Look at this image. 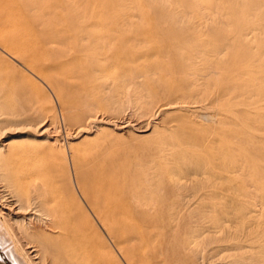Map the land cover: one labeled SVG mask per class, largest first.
Wrapping results in <instances>:
<instances>
[{"label":"rangeland","instance_id":"1","mask_svg":"<svg viewBox=\"0 0 264 264\" xmlns=\"http://www.w3.org/2000/svg\"><path fill=\"white\" fill-rule=\"evenodd\" d=\"M68 1L74 0H0V39H8L14 53L4 54L6 52H3L0 46V120L26 124L25 127L13 128L7 132L8 134L0 136V149L4 143L9 144L7 149L0 150V184L3 183L0 186V198L4 196L8 199L15 198L18 204L23 202L22 198H30L27 213L33 216L35 224L43 226L48 232L52 223L50 208L55 205L53 201L58 198L78 199L108 243V247L114 251L117 260L121 264H127L109 233L97 220L88 203H85L84 197H87L82 183H78L81 180H77L80 177L78 173L80 166L77 167L79 164L76 160V152L83 151V154H88L91 160L93 158L92 162L95 159L94 166L98 165L96 160L101 163L98 167L108 164L105 165L109 167L106 177L109 180H116L121 185L124 192L123 198L140 200L137 206L133 204L134 210L137 212L140 224L143 227L147 226L148 239L158 237L153 243V249L157 251L154 254L160 253L159 261L162 264H264V99H262L264 98V22L262 21L264 15H260L261 10L262 13L264 12L263 0H260L262 3L258 0V2L256 0H222L223 2L210 0L209 5L208 0H202L205 1L204 4L201 0H170L171 2L169 0H136L138 3L135 0H126V2L125 0H99L101 4L98 0H89L90 3L87 0H77L79 4L77 1V3L75 1L71 3L75 4V7L70 6ZM106 1L113 5L111 7L109 4L105 5ZM189 2L193 5L196 3L198 8L189 6L191 5ZM255 2L259 4L255 5ZM222 3L223 5L220 6ZM55 4L61 5L58 6L59 11L57 7L54 9ZM65 4L68 6L65 7ZM67 7H70L69 10ZM71 7L78 10L80 8L81 11ZM138 7L142 10H138ZM165 8H167V12L164 10L166 15L162 11ZM47 9H50L51 16L56 14V18L49 16ZM70 9L75 10V13L73 11L71 13ZM94 9L100 16L102 15L103 20L98 21V15H95ZM181 9L184 11L181 12ZM198 9L202 12L197 11ZM207 10L213 11L212 14L209 12L210 17ZM189 11L199 15L196 14L197 16L194 17L195 15L190 14ZM175 12L177 15L181 12L178 17L180 20ZM247 12L249 14L246 16ZM168 13L173 15L167 18L166 16L170 15ZM234 13H238L241 17L233 19V16L236 17ZM255 14L257 15L254 16ZM46 15L55 20L49 18L47 20ZM249 16V23H245ZM199 17L201 21L203 20L202 22L195 19ZM255 17L258 23L255 22ZM42 18L47 24L42 22L44 20ZM67 18L70 21L74 19L75 23L69 22ZM205 19L207 23L209 22L208 25L204 22ZM33 20H36V25ZM66 21L69 25L65 23ZM82 21L87 25H84ZM230 21L232 23H229ZM241 22L247 25L244 26ZM236 23L238 28L235 29ZM250 23L253 24L250 25ZM73 24L74 26L80 24V26L76 25L78 27L75 26L72 30L70 28ZM111 24L117 25L111 26ZM196 24L200 25L199 30L197 28L199 25ZM49 25L51 27H48ZM83 27L96 30L91 29L93 33L89 30L87 33V29ZM96 27L101 31H98ZM101 27H107L106 32ZM239 27L242 28L241 31ZM108 28L113 31L106 30ZM81 29L84 34L80 31ZM40 30L46 34L41 33ZM108 31L111 35L107 34ZM61 32L64 35H61ZM95 32H100V35ZM196 32L199 35H196ZM226 32H228L227 36L230 34L229 39L226 36L223 37ZM221 33L223 36L220 35ZM73 35H76L79 40L77 37L74 39ZM105 35L108 40L102 41ZM59 36L67 39V41L63 39L66 44L62 40L63 37L59 38ZM83 36L89 38L90 42H87ZM99 36L102 37L101 40ZM43 37L45 42L42 40ZM68 37L73 38L74 41ZM144 37L148 38V41H143ZM52 40L56 42L53 44ZM82 40L89 44H85ZM71 41L78 43L81 46L77 45L80 49L78 50ZM51 44L57 50L59 48L58 53L64 50L62 55L60 53L61 58L54 53L57 52L55 48H44L50 47ZM64 45L68 46L67 49L70 47L78 53L66 50ZM84 45L93 47L94 53L92 48L90 50L89 47H85V49ZM205 50H209L208 53ZM40 52L43 54L40 55ZM46 52L50 53L49 56L52 59L48 55L45 57ZM86 52H88L87 59ZM51 54L55 55V59L59 57L62 60L59 59L60 62L55 60ZM91 58L96 60L98 58L101 61H92ZM130 58L134 59V63L136 58V61H140L141 65L139 62L135 63L140 71L134 68L136 67L133 66L134 63L129 62ZM143 58L148 59L146 62L148 64L150 62V65L155 67L153 66L154 68H150L149 71L150 66L145 65L147 63L142 60ZM26 62L27 65L44 73L46 77L37 79L26 69L27 66L23 67ZM32 64L38 66L35 67ZM69 65L72 68L74 65H85L86 68L83 67L85 71L81 70L80 66L70 69ZM93 66L106 70L105 80L110 81L105 82L102 76L101 81L99 76H95L97 71ZM241 66L246 68L242 69ZM111 67L115 68L109 73ZM141 67L147 68L150 73ZM91 68H94L95 72ZM74 69L77 72L74 71V73L72 71ZM89 69L94 73H91ZM70 71L76 76L80 73L78 77L81 75L84 82L78 81L80 78L73 74L72 76ZM64 73L69 75L65 77ZM82 74L83 76L88 74V76L83 77ZM90 76L94 77L95 81ZM62 77H64L63 80ZM87 77L90 79H84ZM75 78L78 80H72ZM51 79L53 80L50 83ZM55 80L62 84L59 82L57 84ZM96 80L100 81L97 83L102 86L104 82V85L108 86L104 87L106 90L100 87L105 93L96 87L100 86L96 84ZM74 81H77L78 86ZM86 82L90 87L92 86V92L93 90L95 92L97 88L98 93L101 91V95L97 91L98 95L94 92L91 95L90 87L88 85L84 87ZM136 82H139L137 83L139 86ZM60 88L67 92L64 90L61 92ZM80 88L84 89L80 91ZM68 91L72 94H68ZM78 91L80 94L87 91V94H83L80 98L85 99L86 95L92 96L96 108L93 107L88 113L95 111L94 113L88 114L87 109L79 105L80 98L78 100L75 98V95L77 98L80 96ZM63 92L67 95H63ZM259 93L262 94V98L258 97ZM60 94L63 95V99ZM68 95H74L75 99L68 100ZM146 107H149L148 111L144 110ZM81 108L85 110L83 109L82 112ZM94 108L100 111L96 112ZM77 113L79 116L84 114L79 117ZM90 114L93 117L88 116ZM72 115L79 120L78 123L74 121V125L72 121L75 119ZM84 115H86L85 118ZM69 117L73 120L69 121ZM82 120L84 124H81ZM101 159H104L103 162ZM76 163L77 165H74ZM37 198H40L41 205L35 202ZM0 203H2L1 200ZM57 206L60 213V204L57 203ZM6 248L0 245V264H16ZM112 250L109 251L112 252Z\"/></svg>","mask_w":264,"mask_h":264},{"label":"bare ground","instance_id":"2","mask_svg":"<svg viewBox=\"0 0 264 264\" xmlns=\"http://www.w3.org/2000/svg\"><path fill=\"white\" fill-rule=\"evenodd\" d=\"M32 1V0H31ZM39 1V0H38ZM42 1V0H41ZM61 1V0H60ZM63 1H65V0H63ZM75 2L77 1V0H74ZM74 1H71V2H69L70 4V6L71 5H75V4H71L72 2H74ZM101 1V0H100ZM124 1V0H123ZM128 1V0H127ZM130 1H133V0H130ZM136 1V0H135ZM135 1H134V4H136L135 3ZM140 1V0H139ZM170 1V0H169ZM172 1V0H171ZM170 1V2H171ZM188 1V0H187ZM198 1V0H197ZM217 1V0H216ZM219 1H222V0H219ZM257 1V0H256ZM258 1H260V0H258ZM257 1V2H258ZM262 1V0H261ZM260 1V3H262V2H264V0L261 2ZM22 2V1H21ZM30 2V1H29ZM29 2H27V3H29ZM53 2V1H52ZM55 2V1H54ZM74 2V3H75ZM78 2V1H77ZM76 2V3H77ZM87 2L88 3H90L89 2V0H87ZM92 2H96V1H92ZM98 2H99V0H98ZM103 2V1H102ZM109 1H106V4H105V2H104V4L105 5H107V4H109L108 3ZM124 2H126V0L124 1ZM137 2V1H136ZM164 2H168V1H164ZM163 2V3H164ZM179 2V1H178ZM182 2V1H181ZM201 2H202V4H204V2L201 0ZM210 2V0H208V5L210 4L209 3ZM223 2V1H222ZM226 2V1H225ZM224 2V3H225ZM33 3V2H32ZM34 3H36V1L34 2ZM33 3V4H34ZM58 3V2H57ZM56 3V4H57ZM64 3V2H63ZM100 3V2H99ZM114 3V2H113ZM138 3V2H137ZM140 3H142V2H140ZM140 3H139V5H140ZM184 3H186V2H184ZM190 3V2H189ZM238 3V2H237ZM40 4V3H39ZM38 4V6H40ZM42 4V6H43V3H41ZM56 4L53 6V7H55L54 9H56V7H57V9H58V6L60 5H57L56 6ZM77 4H79V2L77 3ZM96 4V3H95ZM95 4H93V5H95ZM101 4V3H100ZM187 4V3H186ZM191 5H189V6H196V3H194L195 5H193V3L191 2L190 3ZM201 4V3H200ZM213 4H215L214 2H213ZM236 4V3H235ZM257 4H259V3H257ZM256 4V2H255V5H257ZM262 4H264V3H262ZM261 4V5H262ZM23 5H24V2H23ZM29 5H31V4H29ZM66 5L68 6V4H65L64 6L66 7ZM105 5L103 6V7H105ZM110 5V7H111V5H113V4H109ZM121 5V4H120ZM142 5H144L143 3H142ZM169 5H171V4H169ZM169 5H167L168 7H169ZM182 5H184L183 4V2H182ZM182 5H180V6H182ZM188 5V4H187ZM205 5H207L206 3H205ZM204 5V6H205ZM218 5V4H217ZM220 5V4H219ZM223 5V3L220 5V6H222ZM225 5V4H224ZM254 5V6H255ZM261 5H260V7H261ZM26 6V5H25ZM32 6H34V5H32ZM37 6V7H38ZM52 6V5H51ZM61 6V5H60ZM63 6V7H64ZM76 6V5H75ZM74 6V7H75ZM78 6V5H77ZM80 6V5H79ZM78 6V7H79ZM98 6H100V5H98ZM97 6V7H98ZM122 6V5H121ZM141 6V5H140ZM211 6H212V4H211ZM215 6V5H214ZM253 6V7H254ZM263 7H264V5H262ZM15 7V6H14ZM41 7V6H40ZM50 7V6H49ZM65 7L63 8V9H65ZM73 7V8H74ZM78 7H76V8H78ZM95 7V6H94ZM102 7V6H101ZM113 7V6H112ZM133 7H134V5H133ZM146 7V6H145ZM165 7V6H164ZM171 7V6H170ZM183 7V6H182ZM208 7V6H207ZM206 7V8H207ZM11 8V7H10ZM39 8V7H38ZM59 8H61V7H59ZM68 8H70V7H67V9ZM72 8V7H71ZM72 8V9H73ZM100 8V7H99ZM139 8V7H138ZM141 8V7H140ZM138 9V10H142V8L141 9ZM187 8H188V6H187ZM196 8H198V6H196ZM211 8H213V7H211ZM224 8H225V6H224ZM224 8H223V10H224ZM227 8V7H226ZM232 8L234 9V7L232 6ZM255 8V7H254ZM13 9V8H12ZM28 9V8H27ZM42 9V8H41ZM51 9V8H50ZM50 9H47L48 10V15L49 16H51L50 14H49V12H50ZM75 9V8H74ZM144 9V8H143ZM166 9L167 8H165V9H163L162 11H166ZM176 9V8H175ZM183 9H185L184 7H183ZM189 9H191V8H189ZM200 9V8H199ZM197 10V11H200V10ZM218 9V11H219V9H220V7L219 8H217ZM221 9H222V7H221ZM253 9V8H252ZM252 9H250V10H252ZM31 10H32V7H31ZM69 10V9H68ZM75 10H78V9H75ZM75 10H72L73 12L75 11ZM79 10H80V8H79ZM78 10V11H79ZM95 10L96 9H94V12H95ZM98 10V9H97ZM169 10H171V11H173L172 9H169ZM168 10V11H169ZM193 11L194 10H196V9H192ZM204 10V9H203ZM209 10H212V9H209ZM228 10V9H227ZM231 10V9H230ZM259 10H261V8L259 9ZM26 11V10H25ZM39 11V10H38ZM45 11V10H44ZM43 11V12H44ZM51 11H52V9H51ZM57 11H59V9L57 10ZM61 11V10H60ZM70 11H71V9H70ZM70 11H69V13H70ZM72 11H71V13H72ZM81 11V10H80ZM161 11V12H162ZM164 11V15H166L167 13V11L165 12ZM181 12H183L184 10H180ZM192 11V12H193ZM196 11V12H197ZM208 11V10H207ZM217 11V10H216ZM222 11V10H221ZM225 11V10H224ZM229 11V10H228ZM27 12V11H26ZM34 12V11H33ZM53 12H54V10H53ZM52 12V13H53ZM180 12V13H181ZM187 12V11H186ZM189 12H191V11H189ZM190 13V14H194V12L193 13ZM200 12H202V11H200ZM209 12L212 14V12L211 11H208V15H209ZM223 12V11H222ZM225 12H227V11H225ZM254 12H256V11H254ZM254 12H252V14L254 13ZM261 12V14L260 15H264V12L262 13V10L260 11ZM29 13V12H28ZM36 14H37V12H35ZM34 13V14H35ZM39 13V12H38ZM45 13V12H44ZM51 13V12H50ZM60 13H62V12H60ZM59 13V14H60ZM69 13H68V16H69ZM70 13V14H71ZM75 13V12H74ZM77 14H79V12H76ZM97 13V14H96ZM142 13V12H141ZM166 13V14H165ZM176 13V15H177V12H175ZM180 13H179V15H180ZM185 13V12H184ZM183 13V14H184ZM257 13V14H258ZM138 14H140V12L138 13ZM143 14H144V12H143ZM143 14H141V16L143 15ZM162 14V15H163ZM168 14H170V13H168ZM196 14H198V13H196ZM196 14H194L195 16L194 17H196L197 15ZM214 14H215V12H214ZM217 14V13H216ZM226 14V13H225ZM249 13L247 12V14H246V16L248 15ZM257 14H255L254 16H256ZM1 15H2V13H1ZM29 15H31V13L29 14ZM28 15V16H29ZM95 15H98V21H101V20H103L102 18H101V16L98 14V11L97 12H95ZM94 15V17L96 18V16ZM129 15V14H128ZM127 15V16H128ZM161 15V16H162ZM173 15V14H172ZM171 14L170 15H167L166 17L168 18V16L170 17V16H172ZM179 15H177L176 17L178 18V17H180ZM189 15V14H188ZM199 15V14H198ZM202 15V14H201ZM220 15H221V13H220ZM227 15L229 16V14L227 13ZM234 15L236 16V17H234L233 16V19L234 18H237L239 15H238V13L236 14V13H234ZM43 16V15H42ZM41 16V17H42ZM49 16H47L46 15V17H47V20H49V19H52V18H49ZM55 17L56 18V14H54V15H52L51 17ZM62 16V15H61ZM80 16H81V14H80ZM100 16V17H99ZM130 16V15H129ZM128 16V17H129ZM138 16V15H137ZM136 16V17H137ZM141 16H140V18H141ZM144 16V15H143ZM145 16H146V14H145ZM186 16V15H185ZM222 16H224V14L222 15ZM253 16V15H252ZM254 16H253V18H254ZM259 16V15H258ZM39 17V16H38ZM46 17L44 16V18L46 19ZM70 17H72L71 15H70ZM79 17V16H78ZM78 17H77V19H78ZM93 17V16H92ZM131 17H132V15H131ZM147 17V16H146ZM145 17V18H146ZM164 17V16H163ZM162 17V18H163ZM181 17H182V15H181ZM208 17V16H207ZM209 17H210V15H209ZM215 17V16H214ZM213 17V21H214V18ZM239 17H241V16H239ZM260 17V16H259ZM258 17V18H259ZM44 18H42V19H44ZM49 18V19H48ZM55 18H53L54 20H55ZM58 18V17H57ZM62 18H64V17H62ZM66 18V17H65ZM64 18V19H65ZM72 18H74V17H72ZM82 18H83V14H82ZM95 18H94V20H95ZM135 18V17H134ZM138 18V17H137ZM139 18V19H140ZM165 18V17H164ZM176 18V19H177ZM184 18V17H183ZM182 18V19H183ZM200 18V17H199ZM198 18V19H199ZM203 18V17H202ZM205 18V17H204ZM225 18H227V17H225ZM224 18V19H225ZM256 19H255V22H256V20H257V17H255ZM33 19V18H32ZM45 19L44 20H42V22L44 21V23H46L47 24V22H45ZM52 19V20H53ZM76 19V20H77ZM79 19H81V17L79 18ZM101 19V20H100ZM143 20H146V19H144V18H142ZM141 19V20H142ZM150 19V18H149ZM166 19V18H165ZM179 20H180V18H178ZM185 19H187V18H185ZM184 19V20H185ZM197 21H201V18H200V20H198L197 18H195ZM232 18H231V21L233 20ZM239 19V18H238ZM246 19V18H245ZM249 19H250V16L248 17V20L246 21V20H244V21H246L245 23H249L248 21H249ZM57 20V19H56ZM67 20H69V22H73L74 21V19H73V21L71 20L70 21V19L69 18H67ZM167 20V19H166ZM183 20V21H184ZM221 20V19H220ZM219 20V21H220ZM258 20H260V19H258ZM34 21V20H33ZM38 21H39V19H38ZM59 21H60V19H59ZM59 21H57V23L59 22ZM79 20H77V22H78ZM81 21V20H80ZM97 21V20H96ZM97 21V22H98ZM147 21V20H146ZM182 21V20H181ZM203 21V20H202ZM201 21V22H202ZM217 21V20H216ZM229 22V23H232V22ZM236 21V20H235ZM251 21V20H250ZM262 21L264 22V19H263V17H262ZM35 22V25H36V20L34 21ZM40 22H41V20H40ZM39 22V23H40ZM54 22V21H53ZM61 22H62V20H61ZM60 22V23H61ZM69 22H65V23H68V25H69ZM76 22V23H77ZM93 22V21H92ZM115 22V21H114ZM116 22H118V21H116ZM115 22V23H116ZM143 22H145V21H143ZM171 22H172V20H171ZM178 22V21H177ZM189 22V21H188ZM193 22V21H192ZM200 22V23H201ZM205 23H207L206 22V19H205V21H204ZM203 22V23H204ZM215 22V21H214ZM259 22V21H258ZM258 22H256V23H258ZM15 23V22H14ZM20 23V22H19ZM51 23V21L49 22V24ZM54 23H56V22H54ZM64 23V24H65ZM74 23H75V21H74ZM78 23H80V22H78ZM82 23L84 24V22L82 21ZM179 23V22H178ZM197 23V22H196ZM209 23V22H208ZM208 23H207V25H208ZM211 23V22H210ZM213 23V22H212ZM217 23H218V21H217ZM229 23H227V24H229ZM235 23V22H234ZM233 23V24H234ZM238 23V22H237ZM237 23H236V25H234L235 26V29H236V27L238 26L237 25ZM242 23V22H241ZM254 23V22H253ZM252 23V24H253ZM255 23V24H256ZM262 23V22H261ZM33 24V23H32ZM40 24H42L43 25V23H40ZM45 24V25H46ZM59 24V23H58ZM57 24V25H58ZM81 24V23H80ZM80 24H75V26L76 25H79L80 26ZM86 24V23H85ZM84 24V25H85ZM93 24V23H92ZM95 24V23H94ZM120 24V23H119ZM146 24V23H145ZM149 24V23H148ZM147 24V25H148ZM173 24H174V21H173ZM186 24H190V23H186ZM233 24H232V26H233ZM244 23H242V25H243ZM251 23H250V25H252ZM1 25H2V23H1ZM45 25H44V29H45ZM53 25V24H52ZM87 25V24H86ZM99 25H100V23H99ZM112 25H117V24H111V26ZM194 25V24H193ZM197 25V24H196ZM199 25V24H198ZM197 25V26H198ZM213 25V24H212ZM231 25V24H230ZM241 25V24H240ZM241 25V26H242ZM247 25V24H246ZM245 24H244V26H246ZM250 25H249V27H250ZM258 25H260V24H258ZM54 26V25H53ZM59 26H60V24H59ZM75 26H74V24H73V26H72V28H70V29H75ZM109 26V25H108ZM119 26V25H118ZM121 26V25H120ZM189 26H191V25H189ZM196 26V27H197ZM224 26H225V24H224ZM262 26V25H261ZM40 27V26H39ZM39 27H36L37 29L39 28ZM42 27V26H41ZM47 27V26H46ZM48 27H51L50 25L48 26ZM47 27V28H48ZM61 27V26H60ZM68 27V26H67ZM71 27V26H70ZM74 27V28H73ZM78 26H76V28H77ZM104 27V26H103ZM115 27H117V26H115ZM195 27V26H194ZM204 27V26H203ZM208 27V26H207ZM214 27V26H213ZM217 27H219V25L217 26ZM256 27H257V25H256ZM55 28V27H54ZM59 28V27H58ZM58 28H56V29H58ZM65 28H66V24H65ZM83 28H86L87 29V27H83ZM97 29H98V27H96ZM102 28V27H101ZM105 28H107V27H105ZM105 28H102V29H104V31H105ZM111 28H113V27H111ZM191 28V27H190ZM198 28V30H199V28H200V25H199V27H197ZM202 28V27H201ZM212 28V27H211ZM232 28H234V27H232ZM238 28V27H237ZM240 28V27H239ZM253 28V27H252ZM51 29V28H50ZM69 29V30H70ZM92 29V28H91ZM91 29H89V27H88V29H87V33H88V30L90 31ZM94 30H96L95 28H93ZM92 29V30H93ZM110 28H108V29H106V30H109ZM115 29V28H114ZM117 29H118V27H117ZM117 29H115L116 31H117ZM194 29V28H193ZM204 29V28H203ZM219 29V28H218ZM241 29L242 28H240V31H241ZM244 29H247V28H244ZM244 29L242 30V32L244 31ZM250 29V28H249ZM254 29H258V28H254ZM260 29H262V28H260ZM264 29V28H263ZM262 29V30H263ZM35 30V29H34ZM43 30V29H42ZM42 30H40V31H42ZM48 30V29H47ZM64 30V29H63ZM93 30V31H94ZM112 29H110V31H111ZM115 30H114V32H115ZM120 30V29H119ZM212 30H213V28H212ZM214 30H215V27H214ZM239 30V29H238ZM262 30H261V32H262ZM57 31V30H56ZM55 31V32H56ZM68 31V30H67ZM75 31V30H74ZM81 32H83V34H84V31H82V29L80 30ZM98 31H101V30H99L98 29ZM103 31V32H104ZM113 31V30H112ZM216 31H218L219 32V30H216ZM259 31V30H258ZM55 32L53 33V34H55ZM58 32V31H57ZM78 32H79V29H78ZM81 32H80V34H81ZM106 32V31H105ZM119 32V31H118ZM194 32V31H193ZM199 32V31H198ZM217 32V34L219 35V33ZM224 32H225V30H224ZM237 32H239V31H237ZM260 32V33H261ZM264 32V31H263ZM40 33V32H39ZM41 33H44V34H46L44 31H42ZM62 33V32H61ZM60 33V34H61ZM64 33H65V31H64ZM69 33V32H68ZM73 33V32H72ZM71 33V34H72ZM75 33H77V31L75 32ZM74 33V34H75ZM85 33H86V31H85ZM87 33L85 34L86 36H87ZM90 33H93L92 31H90ZM96 34H99L100 32H95ZM94 33V34H95ZM110 32L108 31V33L107 34H109ZM150 33V32H149ZM149 33L147 34V35H149ZM200 33V32H199ZM216 33V32H215ZM222 33H223V30H222ZM222 33L220 34V35H222ZM227 33L228 32H226V34H224V36L223 37H227L228 38V36L230 35V34H228V36H227ZM235 33V32H234ZM233 32H232V34H234ZM52 34V33H51ZM60 34H56V35H60ZM79 34V35H80ZM95 34V35H96ZM113 34V33H112ZM143 34V33H142ZM196 35H199V34H197V32L195 33ZM201 34V33H200ZM236 34V33H235ZM251 34V33H250ZM249 34V35H250ZM252 34H254V33H252ZM61 35H64L63 33L61 34ZM65 35H66V33H65ZM69 35V34H68ZM77 35V34H76ZM76 35H73L74 37V39H75V37H77ZM100 35V34H99ZM110 35H111V33H110ZM118 35V34H117ZM254 35H256V34H254ZM43 36H45V35H43ZM81 36H82V34H81ZM80 36V37H81ZM86 36H83L84 38L86 37ZM88 36H89V34H88ZM93 36V35H92ZM101 36H102V34H101ZM106 36L107 35H105V38H102V41H104V40H108V38H106ZM146 36V35H145ZM236 36V35H235ZM238 37L240 36V35H237ZM41 37H42V34H41ZM46 37V36H45ZM63 36H59V38H62ZM72 37V36H71ZM71 37H68V38H70V39H72L73 40V38H71ZM93 37H95V36H93ZM103 37H104V33H103ZM112 37V36H111ZM110 37V38H111ZM217 37V36H216ZM221 37V36H220ZM222 37V38H223ZM246 37V36H245ZM40 38V37H39ZM48 38V37H47ZM58 38V39H59ZM66 38V37H65ZM78 38V37H77ZM92 38V37H91ZM99 38H100V36H99ZM101 38H100V40H101ZM145 38V40L143 39V41H148V38H146V37H144ZM227 38H226V41H227ZM241 38V37H240ZM246 38H248V37H246ZM250 38H252V37H250ZM64 39V37L62 38V40ZM82 39V38H81ZM87 38H85V40H86ZM89 39V38H88ZM87 39V42H90L89 40ZM96 39V38H95ZM150 39V38H149ZM220 39V38H219ZM229 39V38H228ZM42 40H44V37L42 38ZM61 40V39H60ZM64 40H66L67 41V39H64ZM63 40V41H64ZM78 40H79V38H78ZM78 40H75V42L76 41H78ZM110 40V39H109ZM151 40H152V38H151ZM231 40V39H230ZM41 41V40H40ZM49 41H51V40H49ZM53 41V40H52ZM74 41V40H73ZM83 41V40H82ZM225 41V40H224ZM16 42V41H15ZM44 42H45V40H44ZM47 43H48V41H46ZM56 42V41H55ZM54 41H53V44L55 43ZM58 42V41H57ZM65 42V41H64ZM64 42H62L63 44H64ZM68 42H70V41H68ZM68 42H67V44H68ZM84 43H85V41H83ZM83 42H81V43H83ZM85 43V44H89V43ZM46 43V45H48ZM61 43V44H62ZM71 43L73 44L74 42H72L71 41ZM71 43L69 44L70 45V47H71ZM78 43H79V41H78ZM78 43H74L75 45H76V47H77V49H78V47L80 46ZM99 43V42H98ZM102 43H104V42H102ZM45 44V43H44ZM57 45H60V43H56ZM65 44H66V42H65ZM46 45H44V46H46ZM75 45H74V47H75ZM77 45H79V46H77ZM82 45V44H81ZM0 46H1V48H2V50H3V52H6V53H4V54H7L8 52L10 53V54H14L13 53V51H12V48H13V46H12V44H11V42L8 40V39H6V38H3V39H0ZM63 45H61V47H62ZM66 45H64V47H65ZM223 46H225V45H223ZM51 47H53L52 46V44L50 45V47H44V48H51ZM69 47V49H67L68 48V46H66L65 48H66V50H68V51H73L71 48ZM81 47V46H80ZM84 48L86 47L85 45L83 46ZM87 47H89L88 49H90L91 50V48H92V53H94V48L93 47H90V45L89 46H87ZM86 47V48H87ZM105 47V46H104ZM53 48H55V47H53ZM84 48L82 49V50H84ZM85 48V49H86ZM214 48V50H215V47H213ZM212 48V49H213ZM219 48H221V47H219ZM218 48V49H219ZM56 49V48H55ZM61 49V48H60ZM62 49H63V47H62ZM61 49V50H62ZM76 49V48H75ZM76 49V50H77ZM80 49V48H79ZM78 49V50H79ZM51 50V49H50ZM50 50H47V51H49L50 53H51V51ZM58 50H59V48H58ZM58 50L56 49L55 51H57V52H54V53H56V55H59V57H60V53H61V55H62V53H63V51H61V52H59L58 53ZM66 50H65V52H66ZM89 50V51H90ZM128 50V49H127ZM88 51V50H87ZM88 51V52H89ZM205 51H207V50H205ZM209 51V50H208ZM208 51H207V53H208ZM213 51V50H212ZM218 51V50H217ZM65 52H64V54H65ZM71 52H68L70 55L72 54ZM73 52H76V53H78L77 51H73ZM81 52V51H80ZM85 52V51H84ZM88 52H86V59H87V53ZM104 52V51H103ZM211 52V51H210ZM215 52H216V50H215ZM219 52V51H218ZM218 52L216 53V54H218ZM8 53V54H9ZM45 53V52H44ZM48 52H46V54H44L45 55V57H46V55H48L49 56V54H47ZM58 53V54H57ZM203 53V52H202ZM206 53V52H205ZM206 53V54H207ZM41 54H43V52L41 53L40 52V55ZM63 54V55H64ZM75 54V53H74ZM213 54V53H212ZM215 54V55H216ZM220 54V53H219ZM51 55H53V54H51ZM68 55V54H67ZM77 55V54H76ZM80 55H82V54H80ZM94 55V54H93ZM93 55H91V56H93ZM127 55V54H126ZM22 56H24V55H22ZM28 56H30V55H28ZM36 56V55H35ZM43 56V55H42ZM54 56L55 55H53V58H54ZM64 56H66V55H64ZM69 56V55H68ZM67 56V57H68ZM208 56H210V54H208ZM8 57H9V55H8ZM26 58H27V55L25 56ZM24 57V58H25ZM50 57V56H49ZM49 57H47V58H49ZM56 57H58V56H56ZM58 57V59H55V60H59L60 58ZM88 57H90V56H88ZM140 57V56H139ZM145 57V56H144ZM248 57V56H247ZM11 58V57H10ZM21 58V57H20ZM42 58H44V57H42ZM46 58V59H47ZM51 58V57H50ZM49 58V59H50ZM147 58V57H146ZM145 58V59H146ZM225 58V57H224ZM12 59V58H11ZM13 59H14V57H13ZM52 59V58H51ZM50 59V60H51ZM71 59V58H70ZM85 59V60H86ZM89 59V58H88ZM93 59V60H92ZM138 59H140V58H138ZM144 58L142 59L143 61L145 60ZM244 59V58H243ZM246 59V58H245ZM24 60V59H23ZM60 60H62V59H60ZM60 60H59V62H60ZM69 60V59H68ZM91 60L92 61H94V60H96V59H94V58H91ZM97 60H100V59H98L97 58ZM96 60V61H97ZM130 60H131V58H130ZM134 59H132L131 61H129V62H132V63H134V61H133ZM136 60H137V58H136ZM135 60V63L136 62H139L140 63V61L138 60V61H136ZM221 60H223V59H221ZM247 60V59H246ZM245 60V61H246ZM26 61V60H25ZM24 61V62H25ZM28 62H32L31 60L29 61V60H27ZM53 62H55L54 60H52ZM90 61V60H89ZM95 61V62H96ZM101 61V60H100ZM99 61V62H100ZM146 61H148V59L147 60H145V62ZM19 62H20V60H19ZM21 62H23V61H21ZM37 62V61H36ZM42 62V61H41ZM46 62V61H45ZM56 62H58V61H56ZM58 62V63H59ZM65 62H66V60H65ZM77 62H79V60L77 61ZM87 62V61H86ZM248 62V61H247ZM44 63V62H43ZM49 63H51V62H49ZM85 63V62H84ZM91 63V62H90ZM135 63L133 64V66H136L135 65ZM139 63H137V65H139ZM147 64H145V65H147V66H150V67H148L149 68V71H150V68L152 69V68H154L155 67V65H152V67H151V65H150V62H149V64H148V62H146ZM250 63V62H249ZM22 64V63H21ZM29 64V63H28ZM34 64H37V63H34ZM34 64H32L33 66H35ZM39 64H41V63H39ZM55 65L57 64V63H54ZM71 64V63H70ZM75 65H76V63H74ZM81 64V63H80ZM82 64H83V62H82ZM86 64V63H85ZM91 64H93V63H91ZM90 64V65H91ZM95 64V63H94ZM93 64V65H94ZM96 64H98V63H96ZM100 64H101V62H100ZM102 64H103V62H102ZM130 64V63H129ZM143 64V63H142ZM23 65V64H22ZM54 65V66H55ZM58 65V64H57ZM61 65V64H60ZM72 65V64H71ZM74 65V66H75ZM86 65H88V63L86 64ZM140 65H141V63H140ZM250 65V64H249ZM27 66V68L26 69H28L29 70V72L33 75V76H35V77H37V79H39V78H45L46 77V75L44 74V73H42V72H39V71H37L36 69H34V68H32L31 66H29V65H27V62H26V65H24L23 67H26ZM38 65H36L35 67H37ZM45 66V65H44ZM51 66V65H50ZM70 66V65H69ZM74 66H73V68H74ZM80 65H78V66H75V68H77V67H79ZM98 66V65H97ZM112 66H115V65H112ZM131 67H133L132 65H130ZM144 66V65H143ZM154 66V67H153ZM240 66V65H239ZM242 66H244V65H242ZM241 66V67H242ZM22 67V68H23ZM80 67H82V69L81 70H83V71H85V69H83V67H85V65H82V66H80ZM91 67H92V65H91ZM94 67V66H93ZM103 67H104V65H103ZM138 66H136V67H134L135 69H139V71H140V68H137ZM216 67V66H215ZM71 66H70V69H73ZM86 68V67H85ZM88 68H90V66L88 67ZM94 68H96V75L95 76H99V79L102 81V78H104V80H105V76H104V74H105V72H106V70H104V69H101V68H99V67H94ZM94 68L92 69V70H94ZM97 68H99L98 70H97ZM105 68V67H104ZM115 67H111L110 69V71H109V73H111V71L114 69ZM145 68V67H144ZM144 68H142L141 67V69H144ZM218 68V67H217ZM244 67H242V69H243ZM245 68H246V66H245ZM244 68V69H245ZM51 69V68H50ZM70 69H68V70H70ZM79 69V68H78ZM134 69V70H135ZM145 69H147V68H145ZM241 69V68H240ZM252 69V68H251ZM67 70V71H68ZM87 70V69H86ZM133 70V69H132ZM131 70V71H132ZM239 70V69H238ZM27 71V70H26ZM73 72L74 71H76L75 69L74 70H72ZM83 71H78V72H82V73H85V72H83ZM88 71V70H87ZM89 71L91 72V70L89 69ZM138 71V72H139ZM142 71V70H141ZM147 71H148V69H147ZM147 71H145V72H147ZM148 71V72H149ZM251 71V70H250ZM64 72H65V69H64ZM72 72V74L75 76V77H78V74H80V73H78L77 74V76L74 74ZM77 72V71H76ZM94 72H95V70H94ZM94 72H91V73H94ZM143 72H144V70H143ZM152 72V71H151ZM238 72V71H237ZM239 72H240V70H239ZM238 72V73H239ZM254 72V71H253ZM26 73V72H25ZM62 73V72H61ZM68 73V72H67ZM87 73H89V72H87ZM130 73V72H129ZM137 73V72H136ZM150 73V72H149ZM245 73V72H244ZM27 74H28V72H27ZM59 74V73H58ZM63 74V73H62ZM65 74V73H64ZM70 74H71V71H70ZM71 74V75H72ZM86 74V73H85ZM90 74V73H89ZM108 74V73H107ZM131 74V73H130ZM144 74V73H143ZM142 74V75H143ZM152 74V73H151ZM240 74V73H239ZM247 75H248V73H246ZM245 74V75H246ZM30 75V74H29ZM60 75V74H59ZM66 75H69V74H65V77H66ZM71 75H70V77H71ZM72 75V76H73ZM84 74H82V76H83ZM111 75V74H110ZM114 75V74H113ZM145 75V74H144ZM56 76V75H55ZM55 76H54V79H55ZM63 76V75H62ZM86 76H88V74L87 75H85V76H83V77H86ZM92 76H94L93 74H92ZM102 76V78H100ZM107 76V75H106ZM58 78H60V76H57ZM82 77V78H83ZM91 77V76H90ZM244 77V76H243ZM242 77V78H243ZM63 78L64 77H62V80H63ZM72 78V77H71ZM80 78V80H78ZM89 77H87V78H84V79H88ZM91 78H94V77H91ZM108 78H109V76H108ZM111 78V77H110ZM109 78V79H110ZM130 78V77H129ZM137 78H138V76H137ZM35 79V78H34ZM61 79V78H60ZM60 79H58V80H60ZM78 79H72V80H78V81H82V82H84L83 81V79H81V75H79V77H78ZM90 79V78H89ZM97 79V78H96ZM108 79V80H109ZM112 79V78H111ZM136 79V78H135ZM141 79H142V77H141ZM40 80V79H39ZM52 80L53 79H51V81H50V83L52 82ZM62 80H60V81H62ZM64 80H67V79H64ZM69 80V79H68ZM94 81H95V78L93 79ZM134 80V79H133ZM132 79H131V81H133ZM239 80H240V78H239ZM56 81V80H55ZM110 81V80H109ZM109 81H107V80H105V82H109ZM130 81V80H129ZM135 81V80H134ZM137 81V80H136ZM47 82V81H46ZM57 82V81H56ZM59 82V81H58ZM58 82H57V84H58ZM64 83H65V81H63ZM67 82V81H66ZM74 82H76L75 84H77V81H74ZM88 82V81H87ZM87 82H86V86H84V87H87V85H88V87H90V85L89 84H87ZM97 82H100V81H97L96 80V84L97 85H99L100 83H97ZM104 82V81H103ZM102 82V83H103ZM104 82V83H105ZM252 82H253V80H252ZM59 83H61V82H59ZM68 83V82H67ZM69 83H72V81L70 82L69 81ZM79 83V82H78ZM92 83H94V82H92ZM91 83V84H92ZM104 83H103V86H102V84H100V86H96V87H108L107 85H104ZM134 83V82H133ZM139 84V82H136V84ZM242 83V82H241ZM62 84V83H61ZM66 84V83H65ZM80 84V83H79ZM95 84V85H96ZM107 84V83H106ZM109 84V83H108ZM130 84H131V82H130ZM135 84V83H134ZM137 84V86H139ZM204 84V83H203ZM240 84V83H239ZM251 84V83H250ZM249 84V85H250ZM52 85H54L53 83H52ZM94 85V86H95ZM141 85V84H140ZM242 85H244V84H242ZM252 85V84H251ZM55 86V85H54ZM76 86H78V84L76 85ZM94 86H93V88H94ZM256 86V85H255ZM62 87V86H61ZM63 87H64V84H63ZM81 87H82V85H81ZM92 87V86H91ZM91 87H90V92L92 93L91 95H93V92H94V90H93V92H92V90H91ZM251 87V86H250ZM59 88V87H58ZM98 88V89H99ZM104 88V89H105ZM65 89H68V88H65ZM81 89L83 90L84 88H80V91H81ZM86 90H88L89 88H85ZM95 89V88H94ZM97 89V88H96ZM95 89V92L94 93H96V91H97V93H98V91L99 90H96ZM101 89V88H100ZM55 90L56 91H58L57 89H56V87H55ZM60 90H61V92L64 90V89H61L60 88ZM69 90V89H68ZM79 90V89H78ZM102 90V89H101ZM106 90V89H105ZM116 90V89H115ZM64 91H66L67 92V90H64ZM71 91V90H70ZM75 91H77V88L74 90V93L76 94V92ZM85 91V90H84ZM83 91V92H84ZM103 91V90H102ZM263 91V90H262ZM8 92V91H7ZM65 92V93H66ZM71 92H73V91H71ZM71 92H69L68 91V94H72ZM79 92V91H78ZM89 92V91H88ZM104 93H105V91H103ZM171 92V91H170ZM59 93V92H58ZM96 93V94H97ZM261 93V92H260ZM259 93V95H258V97H260V98H262L261 96H262V94H260ZM2 94V93H1ZM62 94V93H61ZM60 94V95H61ZM74 94V95H75ZM80 96L77 98V96L75 95V98L78 100L81 96L83 97V94H87V91H86V93L84 92L83 94H80V92L78 93ZM98 94H100L101 95V91H100V93H98ZM97 94V95H98ZM103 94V93H102ZM264 94V93H263ZM6 95V94H5ZM4 95V96H5ZM63 95H65L64 94V92H63ZM63 95H61L62 96V99L64 98L63 97ZM67 95V94H66ZM65 95V96H66ZM74 95H68L67 96V99L68 100H70L71 101V99H75L74 98ZM95 95V94H94ZM181 95V94H180ZM2 96V95H1ZM72 96H73V98H72ZM89 96V95H88ZM87 95L85 96V99L84 98H80V103H79V105H82L83 107H85L86 109H87V113H88V111H90V110H92V108L93 107H95V103L93 102L94 100L91 98V97H88ZM3 97V96H2ZM71 97V98H70ZM86 97H87V99H86ZM180 97V96H179ZM184 97V96H183ZM70 98V99H69ZM96 97H94V99H95ZM100 98V97H99ZM262 99H264V98H262ZM261 99V100H262ZM93 100V101H92ZM96 100V99H95ZM173 100V99H172ZM100 101V100H99ZM73 102V101H72ZM76 102V101H75ZM75 102L73 103V104H75ZM79 102V101H78ZM2 103H4V102H2ZM49 104V103H48ZM65 104V103H64ZM78 104V103H77ZM148 104V103H147ZM0 105H1V103H0ZM261 105V104H260ZM50 106V105H49ZM67 106V105H66ZM71 106H73V105H71ZM71 106H69V107H71ZM75 106H76V104H75ZM74 106V107H75ZM78 106V105H77ZM82 106H79V107H82ZM144 107L146 106V105H143ZM102 107V106H101ZM144 107H142V108H144ZM96 108V107H95ZM94 108V110H96V112L97 111H100V110H98V109H95ZM98 108V107H97ZM149 107H146L144 110L145 111H148L149 109H148ZM170 108V107H169ZM172 108V107H171ZM82 109V108H81ZM84 109V108H83ZM80 110V111H84V110ZM53 110V109H52ZM93 110V111H94ZM223 110V109H222ZM75 111H77V109L75 110ZM74 111V112H75ZM229 111V110H228ZM240 111V110H239ZM254 111V110H253ZM49 112H52V111H49ZM92 112V111H91ZM91 112H89V113H91ZM95 112V111H94ZM94 112H92V113H94ZM78 113H79V110H78ZM77 113V114H78ZM88 113V114H89ZM80 114V113H79ZM79 114L77 115V116H79ZM84 113H82L81 115H83ZM85 114H86V111H85ZM96 114V113H95ZM94 114V115H95ZM251 114V113H250ZM262 114V113H261ZM76 115V114H75ZM80 115V116H81ZM93 115V114H92ZM258 115V114H257ZM73 116V115H72ZM79 116V117H80ZM88 116H91V114L90 115H88ZM82 117V116H81ZM84 118L86 117V115H84L83 116ZM91 117H93V116H91ZM260 117V116H259ZM52 118H53V116H52ZM72 118V117H71ZM71 118L69 117V121L71 120ZM75 118H77V117H75V116H73V119H75ZM83 118V119H84ZM89 118V117H88ZM72 119V120H73ZM79 119H81V118H79ZM89 119H91V118H89ZM71 120V121H72ZM74 121H78L79 122V120L77 119H75V120H73L72 121V124H73V122ZM83 122L81 123V124H84V120H82ZM77 122V123H78ZM81 122V121H80ZM17 123V122H16ZM102 123V122H101ZM80 124V125H81ZM103 124V123H102ZM106 124V123H105ZM74 125V124H73ZM76 125V124H75ZM26 126V124H14V123H11V122H9V121H6V120H0V136H4L7 132H9V131H11L13 128H16L17 129V127H25ZM85 126V125H84ZM240 126V125H239ZM56 127V126H55ZM81 127H83V125L81 126ZM80 127V128H81ZM85 129V128H84ZM84 131H86V130H84ZM253 133V132H252ZM8 134V133H7ZM88 137V136H87ZM226 139V138H225ZM59 145V144H58ZM9 146V144L8 143H4L2 146H1V149L3 148V149H7V147ZM75 146V145H74ZM59 148V147H58ZM79 148V147H78ZM0 149V150H1ZM57 149V148H56ZM85 149H87V148H85ZM59 150H61V149H59ZM89 150H91L90 148H89ZM89 150H86L87 152L89 151ZM10 151V150H9ZM72 151V150H71ZM75 151H77V150H75ZM79 151V150H78ZM85 151V152H86ZM73 152H74V149H73ZM3 153V152H2ZM72 153V152H71ZM84 152L82 151V153H77L76 152V160H77V162H78V164L79 165H77V163L76 164H74V165H77V167L78 166H80V172H79V170L78 169H75V170H78V173H80V175L79 174H77V175H79L80 177H79V179H77V180H81L80 182H78V183H82L81 185H82V188H83V190H84V193H85V195H86V197L87 198H85L84 197V200H86L85 201V203H88V205H89V207H90V209H91V211L93 212V214L95 215V217L97 218V220L98 221H100L101 223H102V225L104 226V228L106 229V231L109 233V235H110V237L112 238V241L114 242V245L117 247V249L120 251V253L122 254V256L125 258V260L127 261V264H162V262H160L159 261V256H160V253L159 254H154V252H157L156 250H154L153 249V243H154V241L158 238V237H154V238H151V239H148V236L146 235L147 234V226L146 225H144V227H145V229H144V227L140 224V221H139V219L137 218V215H136V211L134 210L135 208H134V205H138L139 204V202H140V200L138 199V198H123V194H124V192H123V188L121 187V185L118 183V182H116V180H114V179H112V180H109V178H107L106 177V172H107V170L109 169V167L108 166H105V165H108V164H106L105 163V165L102 163V165H104V166H100V167H98L99 166V160H96V162H98V163H96V164H98V165H95L94 166V163L93 162H95V159H94V161L92 162V160H93V158H92V160L90 159V157H89V155L88 154H83ZM90 153V155H91V152H89ZM75 153H73V155H74ZM76 160L74 161V162H76ZM103 160L104 159H101V161L103 162ZM2 162V161H1ZM100 165H101V163H100ZM76 167V168H77ZM4 169V168H3ZM77 173V172H76ZM218 176V175H217ZM224 176V175H223ZM225 177V176H224ZM229 177V176H228ZM78 178V177H77ZM227 178V177H226ZM231 179H232V177H231ZM35 180V179H34ZM1 184H3V183H1ZM1 184H0V186H1ZM5 185H6V183H4ZM264 184V183H263ZM79 185V184H78ZM236 185V184H235ZM18 187L17 188H19V185H17ZM80 186V185H79ZM81 187V186H80ZM234 187V186H233ZM260 187H262V186H260ZM264 187V186H263ZM23 188V187H22ZM27 188V187H26ZM81 188V189H82ZM2 189V188H1ZM16 189V188H15ZM259 190V189H258ZM261 190V189H260ZM263 190V189H262ZM261 190V191H262ZM81 192H82V190H81ZM1 193V192H0ZM3 193V192H2ZM4 193H5V191H4ZM24 193V192H23ZM6 194V193H5ZM259 194H260V192H259ZM258 194V195H259ZM261 194H262V192H261ZM10 196V195H9ZM75 196V195H74ZM82 196H84L83 194H82ZM5 197V196H4ZM0 198V200L2 201V203H0V206H1V208H0V242H1V244L0 245H2V246H4V247H7L6 249L8 250V253H9V256L13 259V261L16 263V264H121L120 263V261L119 260H117V258L115 257V255H114V251L110 248V247H108V243L106 242V240L102 237V235L100 234V232L97 230V228H96V226H95V224L93 223V221H92V219L90 218V216H88V213L85 211V209H84V207L82 206V204H81V202L78 200V199H76V198H58V200H54L53 202H55V205H54V207H51L50 208V211H51V213H50V217H51V226H50V230H49V232L48 231H46V230H44V228H43V226H40V225H38V224H35L34 223V219L32 218L33 216H31L29 213H27V206L30 204V198H22L23 199V202H21L20 204H18L19 202L15 199V198ZM76 197V196H75ZM262 198V197H261ZM40 198H37L36 200H35V202H39L40 203V205H41V202H40V200H39ZM240 200H242L241 198H240ZM20 201H22V200H20ZM83 201V200H82ZM222 202V201H221ZM32 203V202H31ZM57 203H59L60 204V208H61V212L59 213L58 212V206L56 207V204ZM262 203V202H261ZM134 204V205H133ZM241 204V203H240ZM253 204V203H252ZM255 204V203H254ZM264 204V203H263ZM246 205V204H245ZM247 206H248V204H247ZM253 206H256V205H253ZM252 206V207H253ZM259 206V205H258ZM260 206H261V204H260ZM246 208V207H245ZM254 208V207H253ZM261 208H263V207H261ZM166 211V210H165ZM241 211V210H240ZM264 211V210H263ZM209 212V211H208ZM215 212V211H214ZM228 214V213H227ZM231 214V213H230ZM239 214V213H238ZM248 215V214H247ZM44 217V216H43ZM35 218V217H34ZM45 220V219H44ZM48 221V220H47ZM39 222V221H38ZM225 222V221H224ZM37 223V222H36ZM49 228V227H48ZM183 229H184V227H183ZM177 237V236H176ZM105 240V241H104ZM110 248V249H109ZM193 248V247H192ZM6 250V251H7ZM109 250H112V252L111 251H109ZM154 250V251H153ZM164 250V249H163ZM184 254V253H183ZM158 255V256H157ZM151 257H153L154 259H152ZM124 260V261H125ZM177 260V259H176ZM119 261V262H118ZM162 261V260H161ZM180 261V260H179ZM175 262V261H174ZM197 263V262H196ZM2 264V263H1Z\"/></svg>","mask_w":264,"mask_h":264}]
</instances>
